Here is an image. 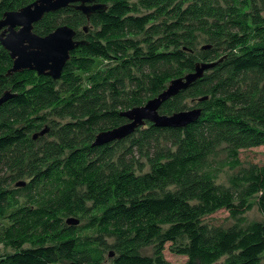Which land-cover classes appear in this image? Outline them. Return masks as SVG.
<instances>
[{
    "label": "trees",
    "instance_id": "obj_1",
    "mask_svg": "<svg viewBox=\"0 0 264 264\" xmlns=\"http://www.w3.org/2000/svg\"><path fill=\"white\" fill-rule=\"evenodd\" d=\"M34 1L0 0V19ZM108 1L106 11L89 20L68 6L34 24L38 36L62 25L85 41L70 52L58 81L27 70L6 76L12 60L0 45V96L14 95L0 107V215L25 199L0 234V243L12 250L0 254V264H103L106 243L80 238L64 221L90 210L99 214L92 224L116 237L112 264H166L161 252L168 244L185 264H216L223 257L222 264H264V162L246 167L239 158L241 150L264 147V44H250L264 38L258 8L264 0ZM201 30L210 37L225 34L230 54L159 109L170 115L186 109L187 100L197 101V122L183 129L146 122L124 140L93 146L96 134L127 122L123 110L163 92L177 76L174 67L193 71L189 47ZM95 60L114 66L104 76H90L83 89L74 72L90 69ZM25 75L35 77L34 86ZM60 93L72 97L58 111L70 120L56 124L53 140H32L44 121L38 113L56 105ZM126 142L116 156L114 147ZM222 144V167L239 169L230 187L216 185L214 174L204 170ZM141 159L150 168L146 173ZM24 178L22 189L7 187ZM80 187L85 190L77 196ZM253 207L262 220L229 229L205 223L218 211L238 218ZM151 244L154 256L141 255L139 247Z\"/></svg>",
    "mask_w": 264,
    "mask_h": 264
},
{
    "label": "water",
    "instance_id": "obj_2",
    "mask_svg": "<svg viewBox=\"0 0 264 264\" xmlns=\"http://www.w3.org/2000/svg\"><path fill=\"white\" fill-rule=\"evenodd\" d=\"M68 6H73L87 20L91 15L100 14L107 9L105 5L98 4L95 0H35L17 11L5 12L2 15L0 19V45L8 52L12 60L11 68L7 71L6 76L27 70L35 72L38 76L50 77L53 81H58L61 78L70 52L82 47L85 41L75 40V31L68 26H60L44 37L36 35L33 32V26L42 20L44 15ZM83 31L87 32L86 28ZM215 65L216 63L195 64L192 72L172 80L158 96L149 99L142 106L121 112L120 116L127 122L96 134L93 146L108 145L115 141L124 140L132 135L136 129L143 127L146 122L161 129H183L196 123L201 116L200 108L171 115L160 114L159 109L166 101L191 87ZM13 96L9 91L4 92L0 96V107ZM204 99H199V102ZM44 134L45 131H42L33 135L32 138L35 140ZM24 185L23 182L16 184V186ZM77 223L73 219L66 221L68 225ZM110 257H113V254H110Z\"/></svg>",
    "mask_w": 264,
    "mask_h": 264
},
{
    "label": "rangeland",
    "instance_id": "obj_3",
    "mask_svg": "<svg viewBox=\"0 0 264 264\" xmlns=\"http://www.w3.org/2000/svg\"><path fill=\"white\" fill-rule=\"evenodd\" d=\"M97 1H98L97 3L106 4L107 6H109L111 3L108 0H97ZM128 1L130 4L132 3L137 4L138 2V0H128ZM258 8L261 10L259 12V18H263L264 17L263 5L259 3ZM169 9H171V7ZM244 12H248V8L245 7ZM140 13L146 14L147 12L143 9H140ZM79 30H81V28ZM193 36L194 37H193L191 46L189 48H190V54L195 60L194 61L195 64H198V63L221 64L224 61V59L227 57V55L230 54L231 50L229 49V44L226 42L225 34H220V35H215L214 37H210L208 34L204 33V31L201 30V31H197L193 33ZM251 43L252 44H257V43L264 44V38H260L258 41L253 40L250 42V44ZM238 50L239 48H236L232 50V52L236 53ZM77 56H81V55H77ZM113 66L114 64L111 62L95 60L90 69L85 70V71L76 70L74 74L78 75L79 78H81L82 81L80 85L83 89H85L89 86L88 78L90 76L94 74H99L100 76H104L110 71V69L113 68ZM171 72L175 73L177 76L173 79L168 80L166 83V86H168L172 80L181 78L188 74L187 72L176 71L175 67L173 68ZM24 78H26L29 81V83H33L34 82L33 80H35L34 76L31 77L29 75H25ZM61 83L62 82L54 86L53 90L58 91L59 85ZM30 86L31 85H29V87L27 88H30ZM32 86H34V83L32 84ZM71 100H72V97H69V94H65V93L58 94L57 102L55 103L56 105L46 110H42L38 113L39 117H41V119L43 118L44 121L39 124L38 129L36 131L31 133V136L33 137V135L39 134L40 132L45 131V134L38 138H42L45 141L48 139H51V133L56 131V124H64L65 122H68L70 120L69 117H62L58 115V111L67 102H70ZM147 101L148 100H146L145 103ZM195 103H197V101L187 100L186 109L180 110L179 112L188 111L194 108H199V107H194ZM131 108H133V106L130 107L129 109ZM123 111H126V110H123ZM174 113H177V112H174ZM128 143L129 142H126L123 145L117 144V146L114 147L115 153H117L116 156H118L121 152L124 151V149H126V147H128ZM162 145L164 147L163 143ZM239 152H240L239 158L241 162L243 163V166L247 167L250 164L260 165L264 162V147L250 148L248 150H241ZM226 158H227V151H226L225 145L222 144L208 158L204 166V170L209 171L212 174H214L215 176L214 183L216 185H220L223 187H230V181L232 177L238 172L239 169L232 170V169H229L228 167H222V165H224L227 162ZM140 162L144 163V169L142 170V173L148 172L150 168L148 164L146 163L145 159H141ZM105 172H108V171L105 170ZM87 178L88 177L86 176L84 179H87ZM27 181L28 180L26 178L15 180L7 187L9 188L10 191L16 192L25 186V185L16 186V184L20 182H23L24 184H26ZM84 188L80 187L79 189H77L76 195L80 196L82 192L85 190ZM24 205H25V199L23 197H19L17 199L16 207H11L0 215V234H2L10 226V215L17 209L23 207ZM90 205L91 204L88 203L86 207L90 208ZM96 216L98 217L99 214L96 213L94 210H90V212L87 214L86 217H83L80 215H75V216L71 215L68 218H65L64 221L66 223L68 219H73L78 222L77 224L70 225V226L78 230L77 235L80 236V238H86V237L99 238L101 241L105 242L107 248L105 249V262L103 264H112L109 256L110 254L114 255V252L111 248L116 243V237L110 236L109 234L111 233L110 230H106L105 228H101L99 226H95L92 224L90 219L96 218ZM260 220H262V216L259 214L256 207H253L249 212L245 213L244 215L238 218H232L226 211L221 210V211H218L206 217L205 223L209 224L212 227L229 229L235 225L246 226L249 223H252L254 221H260ZM50 237L52 238L53 236H50ZM171 248H173V246L169 244L164 246V249L161 252V256L164 262H166V264H185L186 259L184 257L176 255L174 252L171 251ZM138 250L141 255L149 256V257L154 256L156 252V248L154 244H151L148 246H140ZM9 252H12V250L10 248L4 247V245L0 243V254L3 255ZM262 257L264 261V254ZM223 260H224V257L219 259L216 264H222Z\"/></svg>",
    "mask_w": 264,
    "mask_h": 264
},
{
    "label": "flooded vegetation",
    "instance_id": "obj_4",
    "mask_svg": "<svg viewBox=\"0 0 264 264\" xmlns=\"http://www.w3.org/2000/svg\"><path fill=\"white\" fill-rule=\"evenodd\" d=\"M38 137H41V136H38ZM38 137H37V138H38ZM37 138H36V139H37ZM32 140H34V139H32Z\"/></svg>",
    "mask_w": 264,
    "mask_h": 264
}]
</instances>
